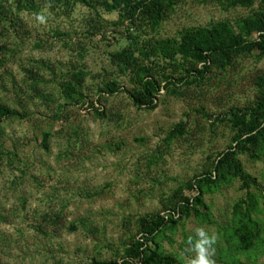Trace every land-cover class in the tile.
<instances>
[{"label":"rangeland","instance_id":"obj_1","mask_svg":"<svg viewBox=\"0 0 264 264\" xmlns=\"http://www.w3.org/2000/svg\"><path fill=\"white\" fill-rule=\"evenodd\" d=\"M89 1L0 0V102L18 113L0 122L3 264L120 260L159 212L197 194L187 183L236 145L232 114L255 108L264 93V56L256 49L224 69L211 65L200 81L164 82L154 109L134 103L141 70L119 60L130 50L155 79H178L191 62L147 59L140 49L222 21L253 39L242 26L263 9L259 1L225 8L217 0H174L157 28L148 15L130 21L102 0ZM77 72L82 77L73 79ZM69 81L78 91L66 92ZM113 81L120 90L104 92ZM179 123L183 133L170 136ZM232 150L264 190V145L253 155ZM251 192L262 230L251 249L234 236L247 197L237 178L205 192L208 219L183 215L155 230L152 246L191 264L188 238L194 244L203 227L216 236L215 264H264V191Z\"/></svg>","mask_w":264,"mask_h":264},{"label":"trees","instance_id":"obj_2","mask_svg":"<svg viewBox=\"0 0 264 264\" xmlns=\"http://www.w3.org/2000/svg\"><path fill=\"white\" fill-rule=\"evenodd\" d=\"M78 1L92 6L89 0H67L68 4H76ZM217 1L225 8L249 6L256 1L264 6V0ZM173 2L174 0H102V6L110 12L119 10L121 17L130 21L135 20L140 15H148L151 18V26L157 28L166 15L167 9L172 7ZM29 4L30 2H27L26 6ZM30 5L31 7L34 6L32 3ZM1 15L5 17L3 13ZM242 27L246 35L259 33V36H255L253 39L245 38L241 33H237L230 23L222 21L210 26L187 30L181 34L179 39L158 40L152 46L151 52L146 48L140 49L141 54L147 59H150L151 55H162L165 59L174 62L177 56H181L183 62L176 64L177 66H184L186 62H191L193 66L188 68L187 73L178 79L173 75L165 76L163 81L155 79L150 67L141 66L139 58L132 51L125 50L119 58L124 65V69L139 67V70H141L138 86L131 93L134 103L154 109L157 106V96L165 88L164 82L167 85H175L185 83L190 78H192L191 81H200L206 78L211 65L216 64L224 69L231 64L234 55L244 51L256 49L259 50V55L263 57L264 7L255 16L246 18ZM129 28L132 29L133 27L130 26ZM81 77V73L77 72L73 79ZM73 83L72 81L65 83L66 92L69 94L78 91ZM117 90H120V87L114 81L108 82L103 88V91L107 93H114ZM17 114L16 110L0 102V122ZM232 116L233 125L238 129L234 136L236 145H231L228 150L220 153L218 162L211 170L205 171L200 176H195L187 183L188 188L196 190L197 194H182L174 206L159 212L152 225L148 226L142 232L141 237L135 240L132 247L126 250V256L120 260L98 261L96 264H183L174 256L154 248L151 244L154 240L152 241L150 237L155 230L160 229L162 226L177 223L183 215L187 217L195 215L208 219L209 215L201 209L205 206L203 195L206 191L217 187L219 183L229 178H237L241 182V187L247 192V197L244 200L246 208L242 211V218L234 228V236L237 237L240 248L243 250H249L256 244L262 230L254 218L256 201L251 188L264 190L258 178L244 169L237 152L232 149L235 147L253 155L255 148L264 145V93L258 98V104L255 108L246 109L242 112L235 111ZM175 133H183L181 123L169 135L173 136ZM0 264L3 263L0 262ZM240 264L245 263L240 262Z\"/></svg>","mask_w":264,"mask_h":264},{"label":"clouds","instance_id":"obj_3","mask_svg":"<svg viewBox=\"0 0 264 264\" xmlns=\"http://www.w3.org/2000/svg\"><path fill=\"white\" fill-rule=\"evenodd\" d=\"M43 22L44 17H38ZM195 243L193 244V237L188 238L190 245V251H195L196 256L191 260V264H215V260L212 257L215 254V248L213 245L216 243L215 234L209 235V233L203 228H198L195 233Z\"/></svg>","mask_w":264,"mask_h":264},{"label":"built area","instance_id":"obj_4","mask_svg":"<svg viewBox=\"0 0 264 264\" xmlns=\"http://www.w3.org/2000/svg\"><path fill=\"white\" fill-rule=\"evenodd\" d=\"M255 36L258 37L259 36V33H256Z\"/></svg>","mask_w":264,"mask_h":264}]
</instances>
